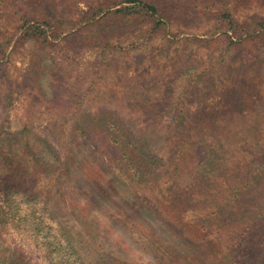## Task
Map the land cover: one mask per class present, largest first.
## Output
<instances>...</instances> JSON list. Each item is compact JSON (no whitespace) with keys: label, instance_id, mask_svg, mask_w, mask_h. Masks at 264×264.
Wrapping results in <instances>:
<instances>
[{"label":"trees","instance_id":"trees-1","mask_svg":"<svg viewBox=\"0 0 264 264\" xmlns=\"http://www.w3.org/2000/svg\"><path fill=\"white\" fill-rule=\"evenodd\" d=\"M112 1L89 10L104 41L113 30L140 23L151 24L153 33L169 35L167 8L175 0ZM223 1L212 12L213 20L230 46L257 39V28L239 20L228 8L229 0ZM55 23L60 25L53 16L25 23L18 44L51 41L47 27ZM259 25L264 27V20ZM250 57L245 54L243 59ZM180 101L179 121L171 130L103 108L75 112L71 132L82 140L76 146L72 138L66 151L50 141H38L30 149L10 143L0 159V264H93L81 254V231L62 217L60 205L50 206L48 193L40 188L46 177L96 245L94 264H264V206L245 220L255 205L239 197L261 173L248 179L234 174L235 161L226 155L232 143L221 136L229 132L224 120L190 127L182 120L186 103ZM161 139L169 145L166 153ZM82 145L94 149L80 155ZM14 178L25 185L24 195L9 185ZM203 199L216 206L189 218L188 211ZM230 202L242 203L229 220L221 219L219 213ZM228 221L232 227L226 226ZM226 231L228 240H222Z\"/></svg>","mask_w":264,"mask_h":264},{"label":"rangeland","instance_id":"rangeland-1","mask_svg":"<svg viewBox=\"0 0 264 264\" xmlns=\"http://www.w3.org/2000/svg\"><path fill=\"white\" fill-rule=\"evenodd\" d=\"M112 2L0 0V159L10 143L30 149L33 143L50 141L66 151L74 138L78 146L82 139L71 132L77 111L116 109L152 128L174 129L182 98L187 114L182 120L190 127L224 120L229 132L221 136L232 143L226 155L235 161L234 174L248 179L261 173L239 196L252 199L250 207L255 205L245 220L260 211L264 206V27L259 21L264 20V0L227 2L239 20L257 28V39L241 46H230L223 31L215 29L213 16L223 0H175L167 8L169 35L153 33L151 24L140 23L113 30L109 41H104L89 10ZM51 16L60 21L47 27L51 41L18 44L25 23ZM245 54L251 57L244 60ZM160 141L161 151L168 152L169 145ZM93 149L82 145L79 154ZM49 179L41 180L40 188L48 193L50 206L60 205L62 217L81 231V254L94 264L96 245L82 232L65 201L51 190ZM15 182L10 179L13 190L25 189ZM240 203L225 205L221 219L229 220ZM212 206L215 202L197 200L188 217L196 219ZM228 234L222 233V240H228Z\"/></svg>","mask_w":264,"mask_h":264}]
</instances>
